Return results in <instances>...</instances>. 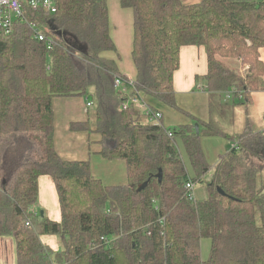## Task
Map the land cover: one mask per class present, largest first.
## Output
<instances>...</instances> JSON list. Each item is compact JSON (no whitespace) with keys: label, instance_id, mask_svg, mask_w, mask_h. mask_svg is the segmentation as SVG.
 Returning <instances> with one entry per match:
<instances>
[{"label":"trees","instance_id":"trees-1","mask_svg":"<svg viewBox=\"0 0 264 264\" xmlns=\"http://www.w3.org/2000/svg\"><path fill=\"white\" fill-rule=\"evenodd\" d=\"M119 2L133 16V79L117 65L107 0H56L54 14L28 9L26 18L53 38L49 49L25 22L0 37V237L13 238L15 264H264V223L257 219L264 217V132L246 125L235 134L226 119L231 104L247 105L252 91L264 90V0ZM185 45L207 53V73L196 80L209 93L208 121L165 127L141 108H120L124 94H135L182 110L173 73ZM222 92H229L230 105ZM74 96L94 107L99 155L124 163V183H104L89 160H64L55 151L52 100ZM201 136L230 144L213 166ZM41 175L54 182L59 221L40 214ZM189 181L204 185L206 198L189 196ZM42 234L56 236L58 249L44 245ZM202 239L210 243L205 260Z\"/></svg>","mask_w":264,"mask_h":264},{"label":"crops","instance_id":"crops-1","mask_svg":"<svg viewBox=\"0 0 264 264\" xmlns=\"http://www.w3.org/2000/svg\"><path fill=\"white\" fill-rule=\"evenodd\" d=\"M185 3H195L199 0H182ZM110 36L116 46L119 71L129 79L135 78L136 69L132 61L131 50L133 42V16L128 8H123L119 0H107ZM107 56H115L108 53ZM260 57L264 63V47L260 49ZM230 64V63H229ZM233 66V65H231ZM234 67V66H233ZM207 53L203 46L185 45L179 51V66L173 73V88L178 110L169 107L151 97H143L144 103L161 112L162 124L165 127L188 125L191 118L202 122L209 120V93L202 88L203 77L207 73ZM229 92H222L221 101L230 105ZM83 97H55L53 107V143L57 154L64 160H89L92 174L104 183H124L125 166L122 161H106L99 152L101 150V135L94 129V107L86 104ZM226 116L231 121V130L235 134L242 133L246 125L252 131L264 132V90L252 91L247 105L231 104ZM87 122L88 129L72 130L71 123ZM177 150L184 162L189 176H193V169L179 138L175 139ZM200 146L206 162L213 166L219 157L225 154L230 144L220 136H201ZM193 196L203 200L207 196L206 188L195 186ZM37 205L45 216L52 221H59L61 211L57 191L52 178L41 175L38 178ZM257 214V219H258ZM259 223L264 222L261 219ZM41 242L53 250L58 249L57 238L54 235H40ZM210 243L208 239L201 240L200 256L202 260L208 257ZM15 245L12 237H0V264H15Z\"/></svg>","mask_w":264,"mask_h":264},{"label":"built area","instance_id":"built-area-1","mask_svg":"<svg viewBox=\"0 0 264 264\" xmlns=\"http://www.w3.org/2000/svg\"><path fill=\"white\" fill-rule=\"evenodd\" d=\"M28 9H44L48 14H54L56 12V0H0V37L10 34L15 22H25L32 27L33 36L37 40L45 42L48 49L51 48L53 45V38L51 35L42 32L34 22H31L26 18V11ZM114 85L116 87L121 86L119 79H115ZM86 104L91 107L90 102L87 101ZM129 105L141 108L149 121L158 122L162 118L161 112L148 107L144 103V99L142 98L141 102L139 97L135 94H124L120 108L125 109ZM168 134L171 135V132L169 131ZM184 188L189 196H193L195 188L193 182H187L184 185Z\"/></svg>","mask_w":264,"mask_h":264},{"label":"rangeland","instance_id":"rangeland-1","mask_svg":"<svg viewBox=\"0 0 264 264\" xmlns=\"http://www.w3.org/2000/svg\"><path fill=\"white\" fill-rule=\"evenodd\" d=\"M228 63H230L231 65L234 66V68L240 73L242 74L245 71L244 66L241 67V65L239 64L238 61L235 60H228ZM261 178L264 181V171L261 174ZM204 185H199L198 188H203ZM260 220V216L258 215V221ZM262 221H264V217L262 219ZM264 223V222H263Z\"/></svg>","mask_w":264,"mask_h":264},{"label":"water","instance_id":"water-1","mask_svg":"<svg viewBox=\"0 0 264 264\" xmlns=\"http://www.w3.org/2000/svg\"><path fill=\"white\" fill-rule=\"evenodd\" d=\"M195 132H196V134L199 132V130H198V124H195ZM158 177H160V173H159ZM146 185H147V182L143 183L142 185H140V186L138 187V190L144 188ZM219 192L222 193L221 190H219ZM42 213H43V212L41 211L40 214H42Z\"/></svg>","mask_w":264,"mask_h":264}]
</instances>
